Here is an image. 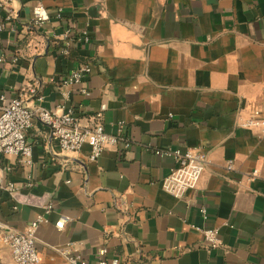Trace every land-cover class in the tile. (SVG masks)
<instances>
[{
	"label": "crops",
	"instance_id": "0c3cea01",
	"mask_svg": "<svg viewBox=\"0 0 264 264\" xmlns=\"http://www.w3.org/2000/svg\"><path fill=\"white\" fill-rule=\"evenodd\" d=\"M0 22L6 100L72 107L81 122L99 113L130 141L89 160L88 145L62 151L35 120L30 162L0 154L5 183L52 205L14 209L0 191L12 229L45 213L41 264H69L56 248L78 249V264H264V127L240 125L264 98V0H2ZM80 64L84 81L64 85ZM175 149L206 155L192 190L204 214L161 184L175 161L158 151ZM231 159L239 171L225 169ZM210 227L220 244L208 254L198 228Z\"/></svg>",
	"mask_w": 264,
	"mask_h": 264
},
{
	"label": "built area",
	"instance_id": "2783aa9c",
	"mask_svg": "<svg viewBox=\"0 0 264 264\" xmlns=\"http://www.w3.org/2000/svg\"><path fill=\"white\" fill-rule=\"evenodd\" d=\"M1 2L2 0H0ZM42 18V16H39L36 21L41 22ZM2 29L3 24L0 22V32ZM83 39L88 40L85 35H83ZM65 44H68L67 39H65ZM90 71L91 68L88 64H80L65 78L64 85L72 86L82 83ZM36 91V87L30 88L32 94H35ZM81 92L88 94L85 89H81ZM260 94L264 97V88L260 90ZM79 115L72 107H64V110L56 113L40 103L28 105L24 95L6 100L0 94V154L16 155L22 161L30 162L31 145L26 139V131L35 120L49 127L52 137L57 141L62 151H77L84 145H88L89 160H96L106 145L129 147L130 141L125 132L110 133L105 131L99 113L89 116L85 122H81ZM240 125L250 129L264 127V98L259 105L251 109L247 118ZM158 152L171 154L175 161V165L168 176L162 179V186L175 198L186 199L190 207H199L204 214V208L199 206L192 190L195 189L196 183L202 177L206 155L201 149L160 150ZM224 167L228 172L233 173L239 171L240 162L231 159L226 161ZM26 185L29 186L30 183ZM189 190L192 194H188ZM0 191L8 193L13 201L12 207L14 209L21 205H33L43 208L44 212H49L52 208V205L46 203L43 197L21 192L12 183H5L1 175ZM44 220L45 213L36 214L22 230L12 229L3 221H0V244L9 252L8 264H41L35 244V232L39 223ZM198 229L203 234L204 250L210 254L220 244L218 228ZM56 250L67 255L69 264L79 263L80 254L78 249L71 250V254L60 248H56Z\"/></svg>",
	"mask_w": 264,
	"mask_h": 264
}]
</instances>
